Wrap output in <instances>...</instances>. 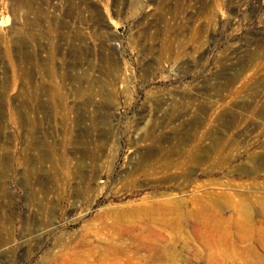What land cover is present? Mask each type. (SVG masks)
<instances>
[{"label":"rangeland","instance_id":"374dc122","mask_svg":"<svg viewBox=\"0 0 264 264\" xmlns=\"http://www.w3.org/2000/svg\"><path fill=\"white\" fill-rule=\"evenodd\" d=\"M0 264H264V0H0Z\"/></svg>","mask_w":264,"mask_h":264},{"label":"bare ground","instance_id":"6f19581e","mask_svg":"<svg viewBox=\"0 0 264 264\" xmlns=\"http://www.w3.org/2000/svg\"><path fill=\"white\" fill-rule=\"evenodd\" d=\"M192 194V200L190 201L187 200L185 197L179 199L171 198L165 200L152 199L149 204L145 206L148 209L149 213L143 211L148 217V222H146V226H148V228H152L153 231L159 230L164 233L168 230L180 229L184 225L191 224L193 230L199 234L204 231L211 232L212 236L215 237L213 239L214 244H216L217 246L225 245V247L229 248L238 246V244L243 243V241L240 240H238L237 244L235 243V241L229 243H226V241H224V243L222 238L225 235H227L230 239L231 237H238L234 236V233L232 234V232L229 231L230 229L228 227H226L227 230L221 232V221L220 218H218L219 214H217L215 210H212V208L207 205L206 201L203 200L204 195L196 194L195 190L192 192ZM188 216H193V220H190ZM222 221L224 222L223 219ZM235 221H237L238 225L235 224L234 228H237L238 230L242 229V227L247 224V220H243L238 217H236ZM227 225L231 226L230 222H228Z\"/></svg>","mask_w":264,"mask_h":264}]
</instances>
